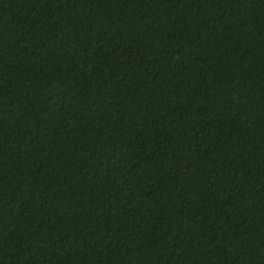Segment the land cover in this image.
<instances>
[{
    "label": "trees",
    "instance_id": "1",
    "mask_svg": "<svg viewBox=\"0 0 264 264\" xmlns=\"http://www.w3.org/2000/svg\"><path fill=\"white\" fill-rule=\"evenodd\" d=\"M0 264H264V0H0Z\"/></svg>",
    "mask_w": 264,
    "mask_h": 264
}]
</instances>
